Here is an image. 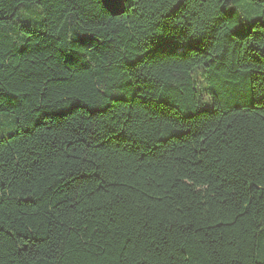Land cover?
<instances>
[{
	"label": "trees",
	"instance_id": "obj_1",
	"mask_svg": "<svg viewBox=\"0 0 264 264\" xmlns=\"http://www.w3.org/2000/svg\"><path fill=\"white\" fill-rule=\"evenodd\" d=\"M0 264H264V0H0Z\"/></svg>",
	"mask_w": 264,
	"mask_h": 264
},
{
	"label": "snow or ice",
	"instance_id": "obj_2",
	"mask_svg": "<svg viewBox=\"0 0 264 264\" xmlns=\"http://www.w3.org/2000/svg\"><path fill=\"white\" fill-rule=\"evenodd\" d=\"M113 3H119L120 0H112Z\"/></svg>",
	"mask_w": 264,
	"mask_h": 264
}]
</instances>
